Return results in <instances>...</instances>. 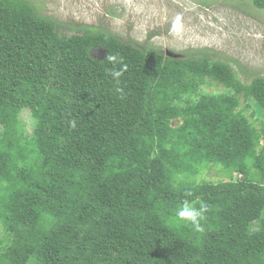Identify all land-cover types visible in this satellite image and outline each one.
Listing matches in <instances>:
<instances>
[{"label":"trees","instance_id":"16d2710c","mask_svg":"<svg viewBox=\"0 0 264 264\" xmlns=\"http://www.w3.org/2000/svg\"><path fill=\"white\" fill-rule=\"evenodd\" d=\"M238 74L0 0V264H264V123L239 110L264 114V76ZM186 198L203 233L173 219Z\"/></svg>","mask_w":264,"mask_h":264},{"label":"rangeland","instance_id":"374dc122","mask_svg":"<svg viewBox=\"0 0 264 264\" xmlns=\"http://www.w3.org/2000/svg\"><path fill=\"white\" fill-rule=\"evenodd\" d=\"M44 16L64 26L104 29L122 41L154 47L175 58L206 55L230 63L244 83L264 76V11L250 2L232 0H30ZM179 16L180 36L170 30ZM119 21V23L117 22ZM76 30H69L74 35ZM102 56V52H96ZM207 93H226L206 86ZM250 122L261 132L264 114L249 100L241 103ZM23 120V119H22ZM27 133L31 122L24 119ZM264 141H262V144ZM222 182L228 177L217 166L205 168L198 181ZM1 235V234H0Z\"/></svg>","mask_w":264,"mask_h":264},{"label":"clouds","instance_id":"9594fccd","mask_svg":"<svg viewBox=\"0 0 264 264\" xmlns=\"http://www.w3.org/2000/svg\"><path fill=\"white\" fill-rule=\"evenodd\" d=\"M119 23V21H117ZM174 35L180 36L183 32V23L179 16H177L173 22L170 30ZM107 61L112 65L108 69V74L112 77L117 84L120 81V78L123 76L124 72L128 70L127 64L123 62L121 57L117 55L110 54L107 57ZM117 93H123V89L120 87L116 88ZM70 127L75 128L77 122L75 119L71 120ZM192 192H186L185 196H192ZM209 212V206L205 202H200L199 206L196 205L195 201L184 199V201L175 209L173 219L176 222H183L192 226L193 230L198 233H203L205 228L202 224V221L206 219V214Z\"/></svg>","mask_w":264,"mask_h":264}]
</instances>
